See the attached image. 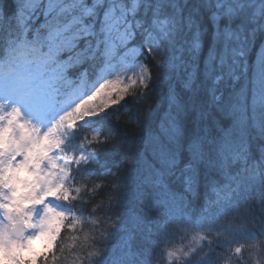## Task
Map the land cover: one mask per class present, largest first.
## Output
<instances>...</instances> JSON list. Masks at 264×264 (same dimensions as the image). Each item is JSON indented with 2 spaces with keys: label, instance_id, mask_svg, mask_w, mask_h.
Masks as SVG:
<instances>
[{
  "label": "trees",
  "instance_id": "1",
  "mask_svg": "<svg viewBox=\"0 0 264 264\" xmlns=\"http://www.w3.org/2000/svg\"><path fill=\"white\" fill-rule=\"evenodd\" d=\"M121 1L138 2L126 23L144 79L99 121L78 123L67 136V217L47 252L23 264H167L162 252L189 231L207 244L187 264H264V105L252 109L263 34L254 32L250 7L236 12L228 39L218 43L212 2ZM24 2L0 0L2 61L20 40L36 56L46 52L41 42L54 16L43 19L46 1L34 15ZM100 10L68 53L75 62L66 74L75 82L85 72L94 84L105 60L97 48ZM186 11L187 23L201 28L196 43L184 26ZM154 20L177 23L168 48L147 38ZM258 82L264 95V64ZM242 93L258 125L239 133Z\"/></svg>",
  "mask_w": 264,
  "mask_h": 264
},
{
  "label": "rangeland",
  "instance_id": "2",
  "mask_svg": "<svg viewBox=\"0 0 264 264\" xmlns=\"http://www.w3.org/2000/svg\"><path fill=\"white\" fill-rule=\"evenodd\" d=\"M43 1H46L43 19L54 16V22L41 42L46 52L36 59L47 56V62L32 60L30 66L24 62L25 57L16 55L13 61H22L19 66L16 62L0 66L2 70L8 66L11 70L0 79V264L31 263L51 247L61 222L67 217L62 209L69 197L66 188L69 158L62 152L67 136L78 123L99 121L130 87L144 79V69L137 62L140 51L129 46L132 34L126 23L135 14L137 1L125 6L121 0H22L29 15H34ZM209 2L215 10L212 22L216 42L229 37L231 19L248 7L254 32L263 34L255 56L257 72L252 76V83L259 90L252 94L255 110L257 104L264 105L258 82L264 64V0H204ZM100 7L105 23L99 24L104 34L97 48L102 50L100 56L105 60L94 85L84 81L88 89L81 92L66 76L75 62L70 61L72 56L68 53L74 50L79 37L88 35L91 25L86 21ZM76 10L78 14L74 16ZM185 13L184 26L191 33L190 41L196 43L201 28H192L187 23L191 15ZM224 23L226 26L219 28ZM175 24L152 22L147 38L154 48L170 46L168 35L169 31L177 32ZM24 44L20 40L11 45L7 55L19 49L34 50ZM242 98L243 93L239 98V133L258 125L256 114L246 110ZM16 224L23 225L20 240L12 235ZM206 244L204 236L189 231L185 241L172 250H164L162 255L167 264H187Z\"/></svg>",
  "mask_w": 264,
  "mask_h": 264
},
{
  "label": "water",
  "instance_id": "3",
  "mask_svg": "<svg viewBox=\"0 0 264 264\" xmlns=\"http://www.w3.org/2000/svg\"><path fill=\"white\" fill-rule=\"evenodd\" d=\"M13 237L16 240H19L23 235V225L22 224H16L12 231Z\"/></svg>",
  "mask_w": 264,
  "mask_h": 264
}]
</instances>
